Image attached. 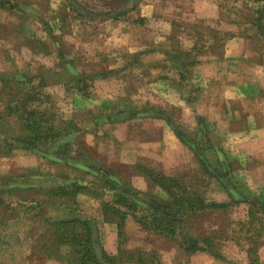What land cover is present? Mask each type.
I'll use <instances>...</instances> for the list:
<instances>
[{"label": "rangeland", "instance_id": "374dc122", "mask_svg": "<svg viewBox=\"0 0 264 264\" xmlns=\"http://www.w3.org/2000/svg\"><path fill=\"white\" fill-rule=\"evenodd\" d=\"M233 1L235 2L233 3ZM77 2L92 11H104L107 9V3L103 0H77ZM68 4L69 0H0V74L15 75L19 73L25 77V80L28 79L27 81H32L34 86H39V84H41L44 87L41 89V92L44 96L50 98V103L44 105V107H46L49 111L48 113L52 115L55 124L58 125L59 129H64L63 124L71 121L78 126L80 133L77 139L79 143H76V148L77 146H82V149L87 151V154L99 169L100 175H102L106 172L105 169L108 168L116 170L121 169L123 164L116 161L118 159L116 156L120 154L121 149L126 148L122 144L119 147L120 144L113 142L111 129L105 130L100 127L96 129L94 127V117L106 114V111L111 108L112 109L109 110L110 113L122 111L127 108L148 107L152 102L151 98L145 93L134 94L135 91H133L136 86L141 85L142 81L146 83V80H141L140 82L132 80L128 75H124L127 77L124 79V81H126L125 92L116 95L114 100L111 101L110 107L102 110H99L97 105H93V109L87 107H74L76 102H81V99L79 101L75 89H81L84 93L82 97H85L89 92L90 94L87 95L88 97L86 98L90 101L102 103L103 99L98 98V94L91 93V89L92 92L99 89L96 88L94 85L95 83H91L92 77L95 76L94 78H97L105 73L119 76L123 70H141L147 74V72L149 73L154 66H157V64L139 58L140 55L138 53H128L125 48H122V46L117 47V44L114 45V43H111V45H109L108 42L113 36L115 26L120 27L115 21V23L108 22V24H105L104 22L100 23L98 21L90 22L85 18L77 17L68 7ZM164 5L167 6V8L170 6L168 3H165ZM250 6L251 7H249V3H246V0H227V6L225 7L228 11H230V8H234L237 11L230 12V14H237L241 21H248L251 18L253 8L256 7L255 5ZM134 16L135 15H130L129 19L125 20L124 25H131L132 23L130 21H132V18H135ZM196 27L199 35L207 33V29L205 30L203 26L195 24L194 30ZM136 29L132 28L130 30L127 29L126 31H130L131 34H138L143 38L142 40L144 42L148 43L151 37L147 38L148 33L145 31L147 29ZM77 73H79L80 76H78ZM99 90L102 91L103 89ZM3 101L4 98H2L0 90L1 139L10 136L12 132L19 134L21 125L15 117L7 118L5 116L2 105ZM36 106L37 105H33V107ZM161 108L166 111L167 114L171 115V120L175 123L174 126L178 128L180 134H185L186 137L192 141L197 152L205 158L212 168L219 170L221 173H223L222 168L226 170L224 172L228 175L230 182L233 184L231 171L232 167H237V163L234 162V164L231 165L225 159L223 151L220 149L218 150L220 138L217 137L219 139L216 140V137L211 136V133H209L208 135L213 139L211 145H213L214 149L204 153L203 150L206 149L208 144L205 141V138L207 137L204 134L201 136L196 127L183 123L190 121L189 115H191V113L188 112L189 115L182 114L181 116L180 110L175 111L173 108L169 109V106L166 105ZM141 127L143 128L140 123L131 122L128 126V132H131L130 134L137 141L158 138V135L151 131L140 132ZM136 134L137 136H135ZM88 135L98 138H96L97 140L95 139L96 145H94V141L92 142V140L88 139L91 138ZM66 152L67 153L63 154L65 159L79 158L82 156V154L80 155L75 148ZM123 153H125V151H123ZM0 154H2L0 155V165L7 168V166L10 165V160L8 159L13 158V152L8 155V151L0 149ZM24 154L37 160V162H39L37 163V166L39 167H36L37 169L28 170L26 173L16 167L10 175H2L0 180L9 184L13 182H25L31 184V187L25 188L21 191L7 189V191H11L8 193H0V196L3 199L5 198L4 201L6 202L12 200V198L17 200V204H12L10 201V203H6L5 207L0 206V209L4 216L9 219H11V217H21L22 223L17 227L19 230H22L20 234L21 238L16 237L15 239L18 241L23 240V247L21 249L23 252H29L28 255L25 253L22 255L17 253L15 255L12 252H8L9 249H7L2 255H0V261L3 262V264H64L53 260L43 261L40 255L32 256L31 252L35 243L40 237H43L46 229L44 224L45 218L58 220V218L62 219L64 216H72L70 213H67L68 211L66 212L65 209L59 208L60 211L58 212L60 213L58 214L50 206L43 207L37 205L45 201L43 195L44 190L56 187V185L61 182L56 180V176H60V168L50 171V169L43 167L42 159L30 154ZM216 156L223 161V167H220L215 163ZM206 157L210 161H208ZM83 161L90 163L87 158H84ZM198 167L197 159L191 154L190 163L185 166L183 165V167L179 169L184 170V168H186V172H190L191 174H186V177H181L179 179L182 181L192 179V174L196 169L198 170ZM121 171L124 173V177L127 180L129 179V183L131 184V180L134 177L132 176V173H125V169H122ZM155 171L158 172V170ZM65 175L67 176L68 174L65 173ZM87 175L85 174V177L83 176L84 179L81 177L82 180L80 181L81 183H79H86L89 191L88 193L79 195H86L89 200H85L84 197V200H80L79 202L76 201L74 206L71 204L68 205L75 216L95 220L99 228L101 242L105 251L110 255H116L118 246L117 229L114 224L105 223L103 221L100 205L103 201L111 200L112 193L102 190L101 177ZM72 178L73 176H69V179ZM218 188H221L224 191L217 181L211 180L208 189L212 191V195H208L207 197L206 192L204 198L207 201L216 198V196L222 191L218 190ZM0 190L6 191L3 189ZM141 193L142 195L137 197L138 201L137 199L130 198L132 202H138L139 206L137 209L141 211L139 214L151 212L145 204H142V201H147V198L145 196L143 197V195L152 194L162 201H167L168 199L165 190L150 184L148 191ZM171 193L177 194L174 190H171ZM223 193L226 195L225 191ZM242 197L244 198L245 196L242 195ZM31 200H34L36 205L32 204V202H30ZM249 200V202H251L258 199L250 197ZM227 202H229L228 199ZM251 205H255V202ZM255 210H257V208ZM247 211L248 206L243 204L242 201H239L236 206L229 208L227 216H223V218L219 216V218L216 217L214 219L206 218V220H217L219 222H221V220L223 221L225 218V222L232 224L229 229H225V236L228 240L223 243L221 248L222 260L215 259L205 253H195L191 256H186L177 248L175 242L146 234L132 220L131 215L127 216L125 220L123 230L124 240H120L121 248L126 254L135 255V253L139 251L142 252L144 260H146L144 262L145 264H149L147 259L155 257H157L162 264H249L245 252L248 247L244 241L246 235L241 229L243 222L248 220ZM152 214L154 213L152 212ZM155 215H157V213H155ZM255 218V221H257L254 223L255 232L258 235L260 234V239L257 240L259 242L257 254L260 264H264V214L258 212ZM187 220L189 221L185 232L190 234L195 232V229L198 228L199 224H209L204 218L200 217L193 218V220L188 218ZM259 222L262 223L261 226ZM190 225H192L194 229L189 228ZM262 226L263 229H261ZM197 230L199 232V229ZM177 233H179V231H177ZM15 239H13L12 234H10V237L5 236V239H0V243H2L1 245L3 247H7L5 246L6 244L12 245L13 247L16 244H20V242H16Z\"/></svg>", "mask_w": 264, "mask_h": 264}, {"label": "crops", "instance_id": "0c3cea01", "mask_svg": "<svg viewBox=\"0 0 264 264\" xmlns=\"http://www.w3.org/2000/svg\"><path fill=\"white\" fill-rule=\"evenodd\" d=\"M165 3L170 6L167 8ZM246 3H249V7L250 5L256 7L251 9V18L248 21H241L237 14H230L237 10L234 8H230V11L226 10L227 0H140L134 11L116 22L120 27L115 26L113 36L108 43L117 44V47L122 46L128 53H138L139 58L157 66L147 74L141 70H123L119 76L110 73L101 74L97 78L94 76L91 83H95L96 88L103 90L92 92L91 89V93L98 94V98L103 99V102L90 101L86 98L89 92L82 97L83 92L76 88L75 91L81 102H76L74 107L93 109V105H97L99 110L109 108L114 97L125 92L124 79L127 77L124 75L140 82L146 80V83L142 81L141 85L133 89L134 94H147L152 101L150 106L148 105L149 108L164 111L161 107L166 105L169 109L180 110L181 116L189 115L190 112L189 118L192 122L183 123L196 127L201 136L204 134L207 137L205 141L208 144L203 152L214 149L211 145L213 140L211 136L216 137V140L220 138L218 150L223 151L225 159L231 165L237 163V167H232L231 171L233 185L237 191L247 199L252 197L264 202V40L258 34L253 22L254 11L258 6L248 0ZM130 15H135V18L130 21L131 25L125 26L124 22ZM108 22L115 23L112 20L104 21L105 24ZM195 24L203 26L205 30L207 29V33L199 35L197 27L194 30ZM132 28L138 30L146 28L147 38L151 37L149 42H144L138 34L126 31ZM179 53H188L189 60H181ZM191 62L194 65H185ZM77 75L80 76L79 73ZM111 109L105 110L106 114H111L109 111ZM127 110L129 109L122 111ZM131 122L143 126L140 132L151 131L156 133L158 138L137 141L130 134L131 132H128ZM100 128L111 129L113 142L120 144L119 147L122 144L126 148L121 149V155L116 156L118 157L116 161L119 163L128 167L142 165L154 171L158 170L171 178H181L191 174L186 172V168L179 169L190 163L191 154L194 157L195 155L177 139L165 121L134 118L103 124ZM209 133L211 136L208 135ZM88 136L91 137L88 139L94 141L96 145L98 138ZM12 155L13 158L8 159L10 165L7 168L0 165V177L10 175L16 167L25 171L24 173L39 167L37 160L22 152L15 151ZM206 159L210 161L207 157ZM220 161L222 160L216 156L215 163L218 166ZM43 167L50 171L60 168V176H56V180L61 181L58 184L64 182V178L69 179V176H73V180L80 181L85 177L83 171L79 169L54 165L46 160H43ZM198 171L199 167L193 174ZM65 173L68 175L66 176ZM132 176H134L131 180L133 189L147 192L149 183L141 176ZM83 185L87 186L86 183ZM29 187L31 184L13 182L0 186V189L21 191ZM207 190V197L211 196L212 191L208 188ZM218 190L222 189L218 188ZM222 191L211 201L227 202V195ZM84 197L85 200H89L88 196L79 195L76 201L84 200ZM2 200L4 201L5 198ZM10 201L12 204L17 202L14 198L4 202L6 204ZM21 223V217L9 219L0 209V239H5V236L10 237V234L13 239L21 238L22 230L17 228ZM22 241L16 240L20 244L13 247L9 244L3 247L0 243V255L7 249L15 255L17 253L28 255L29 251L23 252L21 249ZM0 264L3 262L0 261Z\"/></svg>", "mask_w": 264, "mask_h": 264}, {"label": "trees", "instance_id": "16d2710c", "mask_svg": "<svg viewBox=\"0 0 264 264\" xmlns=\"http://www.w3.org/2000/svg\"><path fill=\"white\" fill-rule=\"evenodd\" d=\"M103 1L107 3V9L104 11L89 10L78 4L77 0H69L68 7L77 17L85 18L90 22L98 21L101 23L107 20L117 22L129 12L134 11L140 0ZM248 1L258 5V8L254 11L255 18L253 22L258 34L264 40V0ZM179 57L183 61L189 60L188 53H179ZM185 65L192 66L194 63H186ZM27 80L19 73L15 75L0 74L4 114L7 118L15 117L21 124L19 134L12 132L10 136L0 138V149L8 151V155L11 152L19 151L36 156L54 165L79 169L86 175L101 177L102 190L112 193L111 200L100 203L101 215L105 223H112L116 226L118 236L117 254L110 255L102 245L99 228L95 220L75 216L68 205L74 206L79 194L88 193V187L80 184V180L64 178V182L61 184L44 190L45 201L37 205L50 206L58 214L60 213L58 212L60 211L59 208L65 209L72 216H64L62 219L58 218V220L45 218V232L43 237H40L35 243L31 251L32 256L40 255L43 261L53 260L64 264H145L146 260H144L142 252L139 251L135 255L126 254L121 248L120 240H124L125 220L127 216L131 215L132 220L146 234L175 242L177 248L186 256L205 253L215 259L222 260L221 248L223 243L228 240L225 236V229H229L232 224L225 222V218L221 222L206 220V218L214 219L219 218V216L223 218V216H227L229 208L242 201L243 204L248 206V220L241 225V229L246 235L244 241L248 245L245 251L246 257L249 264H260L257 254L259 245L257 240L260 239V234H256L254 223L257 222L255 216L258 212L264 214V202L253 200L251 201L253 203H251L249 199L243 198L237 188L230 182L228 175L224 172L226 170L222 168L223 173H221L219 170L212 168L205 158L197 152L192 141L185 134H180L178 128L171 123V115L160 109L133 108L94 117V127L97 129L103 124L134 118H152L165 121L173 130L177 139L194 153L198 161L199 171L192 175V179L182 181L179 178L167 177L142 165L130 167L122 165L119 170L108 168L105 169L104 174L100 175L99 169L95 166L87 151H84L82 146L76 148L80 133L78 126L71 121L63 124L64 129H59L52 115L48 113V109L44 107V105L50 103V98L44 96L41 92L44 87L41 84L34 86L32 81ZM33 105L37 106L33 107ZM74 148L82 156L65 159L63 154ZM84 158H87L90 163L84 162ZM219 166H224L223 161L219 162ZM122 169L126 170L125 173L131 172L132 175L141 176L150 185L165 190L168 195L167 201H162L152 194H145L143 197L145 196L148 202L142 201V204H145L151 212L139 214L141 211L137 209L138 202L135 200V202H132L130 198L138 201L137 197L142 193L131 187L130 181L124 177ZM211 180L217 181L222 186L229 202L217 203L207 201L204 198ZM7 184L9 183L0 180V186ZM171 190L176 191L177 194H172ZM10 191L0 190V193ZM30 202L36 205L34 200ZM254 202L255 205H251ZM0 206H6L1 196ZM256 208L257 210H255ZM196 217L204 218L209 224H199L195 232L191 234L185 232L189 221L187 219L193 220ZM259 224L262 225L261 222ZM189 228L194 229L192 225ZM197 229H199V232ZM261 229H263V226ZM147 261L149 264H162L157 257L147 259Z\"/></svg>", "mask_w": 264, "mask_h": 264}]
</instances>
